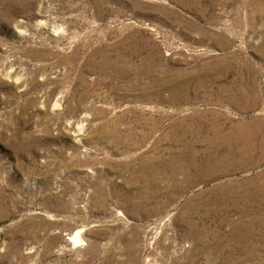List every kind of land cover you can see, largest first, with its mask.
Wrapping results in <instances>:
<instances>
[{"label": "rangeland", "instance_id": "374dc122", "mask_svg": "<svg viewBox=\"0 0 264 264\" xmlns=\"http://www.w3.org/2000/svg\"><path fill=\"white\" fill-rule=\"evenodd\" d=\"M0 264H264V0H0Z\"/></svg>", "mask_w": 264, "mask_h": 264}]
</instances>
